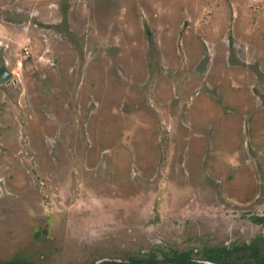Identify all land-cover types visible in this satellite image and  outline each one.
I'll return each mask as SVG.
<instances>
[{
    "label": "rangeland",
    "instance_id": "1",
    "mask_svg": "<svg viewBox=\"0 0 264 264\" xmlns=\"http://www.w3.org/2000/svg\"><path fill=\"white\" fill-rule=\"evenodd\" d=\"M0 66V261L264 238V0H0Z\"/></svg>",
    "mask_w": 264,
    "mask_h": 264
},
{
    "label": "trees",
    "instance_id": "2",
    "mask_svg": "<svg viewBox=\"0 0 264 264\" xmlns=\"http://www.w3.org/2000/svg\"><path fill=\"white\" fill-rule=\"evenodd\" d=\"M256 223H263L262 218H255ZM264 238H254L249 244L241 246H221L205 250L198 259L188 252L174 253L171 257L164 256L156 262L154 258H130L128 261H102L98 264H264V254L261 244ZM0 264H31L21 259L0 261Z\"/></svg>",
    "mask_w": 264,
    "mask_h": 264
},
{
    "label": "water",
    "instance_id": "3",
    "mask_svg": "<svg viewBox=\"0 0 264 264\" xmlns=\"http://www.w3.org/2000/svg\"><path fill=\"white\" fill-rule=\"evenodd\" d=\"M11 73L3 66H0V85L6 83Z\"/></svg>",
    "mask_w": 264,
    "mask_h": 264
}]
</instances>
